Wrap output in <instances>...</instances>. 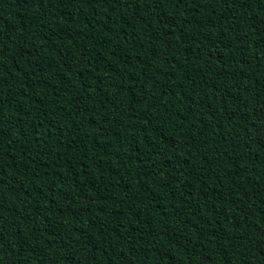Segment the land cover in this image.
Here are the masks:
<instances>
[{
    "label": "trees",
    "instance_id": "1",
    "mask_svg": "<svg viewBox=\"0 0 264 264\" xmlns=\"http://www.w3.org/2000/svg\"><path fill=\"white\" fill-rule=\"evenodd\" d=\"M0 264H264V0H0Z\"/></svg>",
    "mask_w": 264,
    "mask_h": 264
}]
</instances>
